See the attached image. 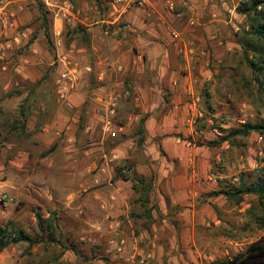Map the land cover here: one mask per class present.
Masks as SVG:
<instances>
[{"label":"crops","instance_id":"crops-1","mask_svg":"<svg viewBox=\"0 0 264 264\" xmlns=\"http://www.w3.org/2000/svg\"><path fill=\"white\" fill-rule=\"evenodd\" d=\"M93 4L97 19L90 16ZM111 5L108 16L105 0L76 7L78 34L68 51L56 48L54 59L49 58L72 80L54 81L52 76L54 85L40 87L44 104L54 92L67 107L30 117L28 130L43 132L45 142L54 138L67 143L63 150L72 156L73 184L88 191L87 209H97L106 219L109 250L115 243L122 264L136 259H145L144 264L223 263L230 259L232 242L224 236L223 216L211 200L221 195L204 191L201 178L208 160L197 161L198 149L184 146L179 137L192 134L193 127H185L190 118L210 114L200 109L201 100L213 96V87L203 90V82L236 52L231 31L224 33L233 23L234 7L227 0H147L144 8L128 10ZM31 21L30 0H0V51L4 44L30 40V31L22 28ZM36 45H29L14 69L29 85L35 82L29 70L34 64L44 66L50 57ZM3 56L11 54L1 52ZM19 97L32 96L24 92ZM112 100L115 114L108 115ZM142 120L145 139L139 146ZM125 164L131 173L153 180L147 199L133 188L131 178L117 176Z\"/></svg>","mask_w":264,"mask_h":264},{"label":"rangeland","instance_id":"rangeland-1","mask_svg":"<svg viewBox=\"0 0 264 264\" xmlns=\"http://www.w3.org/2000/svg\"><path fill=\"white\" fill-rule=\"evenodd\" d=\"M242 1L227 0L230 7H234V14L231 15L233 25L229 24L230 30L224 28V33L231 31L236 52L226 56L224 66L203 82V90L205 86L213 87L210 91L213 96L206 99L208 102L202 99L200 103V109L210 114L190 118L185 127L192 126V134L179 137L184 146L198 149L197 161L205 157L208 160L206 176L202 173L205 177L201 181L202 186L206 184L204 191L211 194L215 190L235 193L240 183L251 185L257 180L258 171L264 172L263 135L251 132L244 137L222 140L228 137L229 131L241 128L244 123H261L264 120L263 88L234 42L238 27L246 21L236 13V7ZM87 2L30 0L32 21L22 28L30 31V40L15 46L4 44L0 51L7 56L11 54L10 58H0V222H11L28 236L40 240L31 247L26 243L7 247L0 253V264H122L123 261L115 243L111 244L113 250H109L112 237L109 236L110 228L106 229V219L97 213V209H87L90 206L85 200L88 191H83L79 184H73L75 171L69 164L72 156L63 150L67 143L57 142L54 138L45 142L41 136L43 132L38 129L29 132L26 122L30 117H45L47 111L67 107L57 100L54 92L48 99L44 98L47 102L44 104L40 87L43 83L54 85L55 78L59 77L57 63L49 61V58L54 57L56 48L64 52L70 49L72 33L78 26L76 7L87 5ZM105 2L108 16L113 10L112 0ZM95 4L94 11L89 12L92 18L97 19ZM35 42L38 52L45 50L50 57L41 64L44 66H32L29 73L35 82L29 85L14 69L21 63L20 57L28 54L29 45ZM258 81L264 83V75L258 76ZM24 92L32 96L30 100L19 97ZM111 131L115 128L112 127ZM7 144L15 147L9 149ZM193 157L196 160L195 155ZM83 161L86 166L87 161ZM78 175L76 173L75 177ZM241 199L236 203L235 198L228 200L223 195L211 198L223 216V234L228 237L227 241L232 242L227 247L230 259L226 258L223 263L264 264V251L258 250L264 249V227L251 220L248 222L251 211L257 210L258 200L249 193L241 194ZM37 215L42 220V230L37 226ZM49 218L54 224L52 232L47 227ZM209 223L211 227L215 226L211 220ZM49 237H54L59 243H51ZM134 264H140V260L136 259Z\"/></svg>","mask_w":264,"mask_h":264},{"label":"trees","instance_id":"trees-1","mask_svg":"<svg viewBox=\"0 0 264 264\" xmlns=\"http://www.w3.org/2000/svg\"><path fill=\"white\" fill-rule=\"evenodd\" d=\"M236 13L245 17V24L238 27V31L235 33L234 42L240 47L243 54L245 64L252 70L256 76L257 83L263 88L264 83L258 81V76L264 75V0H244L236 7ZM79 29V28H78ZM78 34L77 31H73L72 37ZM72 40V39H71ZM251 54V55H249ZM143 123L142 120L139 125V145L144 142L143 134ZM220 130H223L219 128ZM251 132H257L264 136V120L261 123H244L241 128L229 131L228 137H224L223 141H228L230 138L235 136H247ZM129 170L127 176L122 174V169H117V176L125 179H130L134 189L138 190L143 198L147 199L152 190L153 180H146L144 177L137 176L135 173L130 172V165L125 164ZM257 180L251 185H245L240 183L236 188V192L233 193L230 190H221L213 192V195H223L228 200L235 198L236 203L241 202V194L249 193L254 195L258 200L257 210L251 211L250 220L259 227H264V172L258 171ZM131 174V177L129 176ZM242 182V181H241ZM258 212V213H257ZM51 218L53 216L50 215ZM37 226L42 230V220L39 215L36 216ZM47 227L52 232L54 224L51 219H48ZM52 236V235H51ZM51 243H59L54 237H49ZM40 242L38 238H33L25 234L20 229H17L12 225L11 222L2 224L0 222V253L9 246L16 245L19 243H26L28 247H31ZM264 251V249H258ZM215 264H223L215 262Z\"/></svg>","mask_w":264,"mask_h":264},{"label":"built area","instance_id":"built-area-1","mask_svg":"<svg viewBox=\"0 0 264 264\" xmlns=\"http://www.w3.org/2000/svg\"><path fill=\"white\" fill-rule=\"evenodd\" d=\"M112 3H114V5H119L123 10H128L132 7L144 8L147 3V0H112ZM191 25H193V23H191ZM10 27L11 28L13 27V23H10ZM19 35L21 36L22 39L26 38V34L23 32L19 33ZM171 35L174 38L178 37L177 34L174 32H172ZM16 43L19 44V42H16ZM59 80L63 82H70L72 79L68 73L63 72L59 75ZM61 98H64V96L61 95ZM108 108H109L108 115H114L115 114V100H112ZM106 123L109 126L110 120L107 121ZM121 169H122V174L127 176L129 173V170L124 166H122ZM144 263H145V259L140 260V264H144Z\"/></svg>","mask_w":264,"mask_h":264}]
</instances>
